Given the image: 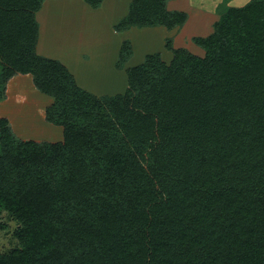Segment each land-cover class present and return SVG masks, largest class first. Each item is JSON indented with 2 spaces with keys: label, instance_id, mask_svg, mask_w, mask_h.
Instances as JSON below:
<instances>
[{
  "label": "trees",
  "instance_id": "trees-1",
  "mask_svg": "<svg viewBox=\"0 0 264 264\" xmlns=\"http://www.w3.org/2000/svg\"><path fill=\"white\" fill-rule=\"evenodd\" d=\"M44 1L0 0V102L30 76L61 129L24 140L0 117V230L17 224L0 264H264V0H222L196 51L168 42L169 63L147 54L101 96L36 52ZM168 1L131 0L113 30L182 26Z\"/></svg>",
  "mask_w": 264,
  "mask_h": 264
},
{
  "label": "rangeland",
  "instance_id": "rangeland-1",
  "mask_svg": "<svg viewBox=\"0 0 264 264\" xmlns=\"http://www.w3.org/2000/svg\"><path fill=\"white\" fill-rule=\"evenodd\" d=\"M52 1L54 5L51 6ZM65 1L48 0L46 4L44 11L47 13L41 16V23L39 22L42 26L41 48L45 52L42 56L66 64L67 62L62 60L69 54L68 50L75 51L77 53L75 67L81 69L78 82L91 88L100 79L101 83L106 82L105 87L111 83V88H116L117 93L123 92L126 88V69L140 64L147 54L159 53L164 62H170L173 54L166 48V43L169 42L174 49L186 48L196 51L192 38L206 36L212 31V25L218 19L217 6L222 2V0H169L166 3L168 10L187 13L188 18L182 26L172 30L157 26L158 28L115 32L113 25L124 13L122 3L126 4V0H120L122 3L117 7L116 0H109L103 7L101 4L96 9L85 8L78 1H73V5H68V10L62 11L60 6ZM248 1L228 0L227 5L237 7ZM124 40L130 41L132 55L122 69H117L115 62ZM105 89L96 95L101 96L106 92ZM49 103V100L43 101L32 86L30 76L15 78L9 84L5 99L0 102V117H6L13 125V131L24 140H47L52 134L53 140L60 139V128L52 127L55 131L46 128L48 125L44 121L43 111ZM2 218L7 228L0 230V250L7 251L17 246V241L12 235L17 224L5 213Z\"/></svg>",
  "mask_w": 264,
  "mask_h": 264
},
{
  "label": "crops",
  "instance_id": "crops-1",
  "mask_svg": "<svg viewBox=\"0 0 264 264\" xmlns=\"http://www.w3.org/2000/svg\"><path fill=\"white\" fill-rule=\"evenodd\" d=\"M56 1V0H55ZM73 1H78V3H81V5L83 6V7H85V8H90L88 5H86L85 3H84V1L83 0H66L65 1V3H63L62 4V6H60V9L62 10V11H64V10H68V5L69 4H72L73 5ZM106 1H109V0H104L103 2H102V7L105 5V3H106ZM124 1V0H123ZM131 0H126V4L124 3V5H123V3L120 1V0H116V7L117 6H119V4L120 3H122V6H124V13L121 15V16H119L120 18L123 16V15H125L126 14V12H127V8H128V4H129V2H130ZM47 2H48V0H45L44 1V3H43V5H42V8L36 13V20H37V22H38V40H37V44H36V52L39 54V55H45V52H44V50H42V41H41V28H40V24H39V22L41 23V16L42 15H44L45 13H47V12H45L44 11V9H45V7H46V4H47ZM52 5H54V1H52V3H51V6ZM51 9H53V7H51ZM50 9V10H51ZM101 9V8H100ZM44 11V12H43ZM118 21V20H117ZM42 27V26H41ZM158 28V27H157ZM160 28H161V26H160ZM133 29H137V28H131L130 30H133ZM128 32H129V30H128ZM116 44V43H115ZM118 44H119V42H118ZM44 46V45H43ZM117 49V45L115 46V50ZM68 51H70L69 52V54L65 57V59L64 60H62V61H66L67 63L65 64V63H63L62 62V64L63 65H65L67 68H68V70L73 74V76H74V78H75V80H76V82L78 83V85L81 87V88H83V89H85V90H87V91H89V92H91V93H93V94H95L96 95V93L97 92H100L101 90H103V88L106 90V92L105 93H102L101 95H114V94H118L117 93V91H116V88H114V89H112L111 87H112V84L110 83V85H108L107 87H105L106 86V82L104 81V83H101L102 81H100V79H98V81H97V83L95 84V86H92L91 88H89V87H87V86H83V85H81L79 82H78V77H80V75H79V72L81 71V69H78V68H76L75 67V65H76V63H75V61H76V56H77V53L75 52V51H72V50H68ZM84 61V60H83ZM78 67H80V65L78 66ZM20 77H23L22 75H16V76H14L13 78H11L10 79V81H8V84H7V88H6V92L8 91V88H9V84L13 81V79H15V78H20ZM105 80V79H104ZM112 82V81H111ZM93 87H95V88H93ZM118 91H120V88H119V90ZM119 93H122V92H119ZM98 96H100V95H98Z\"/></svg>",
  "mask_w": 264,
  "mask_h": 264
}]
</instances>
